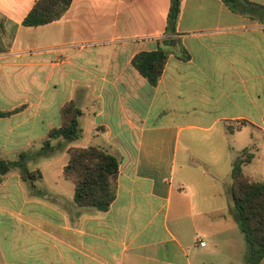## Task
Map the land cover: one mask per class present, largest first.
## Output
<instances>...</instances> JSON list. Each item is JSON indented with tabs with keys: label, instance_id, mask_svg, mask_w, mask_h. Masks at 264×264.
I'll return each instance as SVG.
<instances>
[{
	"label": "crops",
	"instance_id": "0c3cea01",
	"mask_svg": "<svg viewBox=\"0 0 264 264\" xmlns=\"http://www.w3.org/2000/svg\"><path fill=\"white\" fill-rule=\"evenodd\" d=\"M37 1L0 0V111L11 112L0 117V158L29 154L39 169L31 163L73 101L82 136L121 167L106 212L77 205L64 177L40 169L33 185L6 174L0 264H206L207 240L218 248L239 227L231 171L244 150L254 155L245 175L264 182V0L236 10L181 0L174 27L170 0H73L61 19L25 26ZM161 47L171 54L152 86L132 61ZM75 143L55 140L54 151L66 157L84 147Z\"/></svg>",
	"mask_w": 264,
	"mask_h": 264
},
{
	"label": "trees",
	"instance_id": "16d2710c",
	"mask_svg": "<svg viewBox=\"0 0 264 264\" xmlns=\"http://www.w3.org/2000/svg\"><path fill=\"white\" fill-rule=\"evenodd\" d=\"M169 26L174 27L178 19L181 0H170ZM247 0H224L233 10ZM73 0H38L23 21L25 26L46 25L61 19L68 11ZM173 30V29H172ZM171 50L159 48L155 51H143L137 54L132 64L152 85L156 86L166 67ZM184 59L189 56L184 54ZM61 125L52 129L42 144L40 155L54 151L53 141L62 139L75 142L82 136L80 118L83 111L70 101L61 108ZM11 112H1L0 117ZM69 160L63 169V177L74 184V201L85 208H94L101 212L109 210L116 199L117 183L120 174V159L100 146L71 147ZM253 153L244 150L236 158L231 171V199L236 211L238 226L248 244L245 264L264 262V182H256L244 173V166L251 163ZM12 170H19L22 178L34 182L42 178L40 169L29 168V154H21L17 160L0 158V181Z\"/></svg>",
	"mask_w": 264,
	"mask_h": 264
},
{
	"label": "rangeland",
	"instance_id": "374dc122",
	"mask_svg": "<svg viewBox=\"0 0 264 264\" xmlns=\"http://www.w3.org/2000/svg\"><path fill=\"white\" fill-rule=\"evenodd\" d=\"M97 142H98L97 138L93 137V135L89 137L87 134H85L84 136H81L79 140L76 141L75 145L87 147L98 144ZM135 142H136L135 138L133 136H130L128 141V144L130 143V146L127 148L133 150V148L135 147L134 146ZM131 144H133V146H131ZM68 160H69V155L63 157V153L59 151H54L49 155L41 156L37 160L33 161L31 163V168L33 169L39 168L42 171H44L48 181H52L55 179H63L62 170L64 165L68 162ZM184 171H185L184 162L179 158L176 177L179 178L183 176ZM193 171H196V173L198 172L201 173L204 172V168L200 165H197L193 167ZM226 172H228V167L224 171L223 177L225 178L226 182H229L231 181L230 175H228ZM64 181H66L65 183L66 185H68V187H73V183L71 181L68 180H64ZM184 191L186 193L188 192V189H185ZM189 201H190V194H188L185 197V202H186L185 204L190 205ZM223 202L224 205H228L227 196L223 198ZM194 205H196L195 201H194ZM207 242H208V246L205 249V256L207 257L208 261L206 264H245L246 263V256L248 254V244L246 242L244 234L242 233L239 227L235 228V233L231 238L228 237V235L225 236V238L223 237L218 242V248L215 247L213 238L212 241L207 240Z\"/></svg>",
	"mask_w": 264,
	"mask_h": 264
},
{
	"label": "built area",
	"instance_id": "2783aa9c",
	"mask_svg": "<svg viewBox=\"0 0 264 264\" xmlns=\"http://www.w3.org/2000/svg\"><path fill=\"white\" fill-rule=\"evenodd\" d=\"M200 244H201L202 246H205V242H202V241H201Z\"/></svg>",
	"mask_w": 264,
	"mask_h": 264
}]
</instances>
